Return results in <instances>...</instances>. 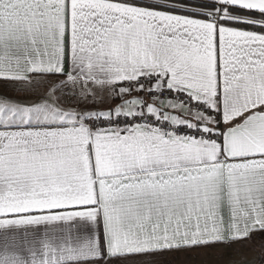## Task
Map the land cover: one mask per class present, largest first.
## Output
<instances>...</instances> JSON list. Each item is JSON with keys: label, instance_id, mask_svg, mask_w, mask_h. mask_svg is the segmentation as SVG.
Wrapping results in <instances>:
<instances>
[{"label": "snow or ice", "instance_id": "6c2138e0", "mask_svg": "<svg viewBox=\"0 0 264 264\" xmlns=\"http://www.w3.org/2000/svg\"><path fill=\"white\" fill-rule=\"evenodd\" d=\"M0 86V264H264V0H0Z\"/></svg>", "mask_w": 264, "mask_h": 264}, {"label": "crops", "instance_id": "0c3cea01", "mask_svg": "<svg viewBox=\"0 0 264 264\" xmlns=\"http://www.w3.org/2000/svg\"><path fill=\"white\" fill-rule=\"evenodd\" d=\"M15 88L21 87V85L13 86ZM38 87L39 86H34ZM42 91L43 89L40 88ZM0 93H7L9 95H16L17 93L0 86ZM20 95H23L22 93ZM31 98V97H26ZM260 241H240L232 244L228 247L218 246L214 249L196 250L199 253L209 252V255L196 256L194 259L189 258V264H262L260 260L261 250L259 248ZM183 260L184 254H179ZM182 264V261H181Z\"/></svg>", "mask_w": 264, "mask_h": 264}]
</instances>
